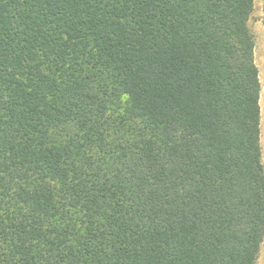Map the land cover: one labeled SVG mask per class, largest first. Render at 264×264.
<instances>
[{
	"label": "trees",
	"instance_id": "1",
	"mask_svg": "<svg viewBox=\"0 0 264 264\" xmlns=\"http://www.w3.org/2000/svg\"><path fill=\"white\" fill-rule=\"evenodd\" d=\"M253 7L0 0V264L257 263Z\"/></svg>",
	"mask_w": 264,
	"mask_h": 264
},
{
	"label": "rangeland",
	"instance_id": "2",
	"mask_svg": "<svg viewBox=\"0 0 264 264\" xmlns=\"http://www.w3.org/2000/svg\"><path fill=\"white\" fill-rule=\"evenodd\" d=\"M249 28L255 42L254 58L259 70L261 84V148L262 162L264 166V13L262 11V0H254L253 12L249 20ZM256 264H264V240Z\"/></svg>",
	"mask_w": 264,
	"mask_h": 264
}]
</instances>
